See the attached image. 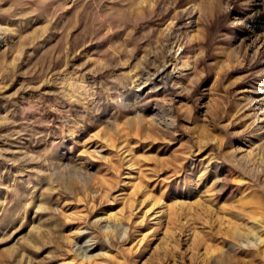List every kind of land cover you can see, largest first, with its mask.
Here are the masks:
<instances>
[{
  "label": "rangeland",
  "instance_id": "rangeland-1",
  "mask_svg": "<svg viewBox=\"0 0 264 264\" xmlns=\"http://www.w3.org/2000/svg\"><path fill=\"white\" fill-rule=\"evenodd\" d=\"M262 212L264 0H0V264H264Z\"/></svg>",
  "mask_w": 264,
  "mask_h": 264
},
{
  "label": "bare ground",
  "instance_id": "bare-ground-1",
  "mask_svg": "<svg viewBox=\"0 0 264 264\" xmlns=\"http://www.w3.org/2000/svg\"><path fill=\"white\" fill-rule=\"evenodd\" d=\"M248 213L254 215V214L257 213V211H255V210H250V211H248ZM260 214H264V212H262V213H260Z\"/></svg>",
  "mask_w": 264,
  "mask_h": 264
}]
</instances>
